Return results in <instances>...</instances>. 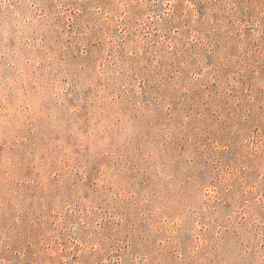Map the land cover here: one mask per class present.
Masks as SVG:
<instances>
[{
	"label": "rangeland",
	"instance_id": "1",
	"mask_svg": "<svg viewBox=\"0 0 264 264\" xmlns=\"http://www.w3.org/2000/svg\"><path fill=\"white\" fill-rule=\"evenodd\" d=\"M0 264H264V0H0Z\"/></svg>",
	"mask_w": 264,
	"mask_h": 264
}]
</instances>
